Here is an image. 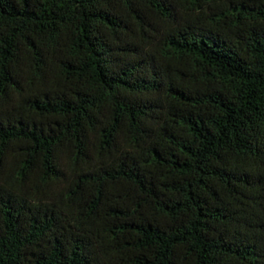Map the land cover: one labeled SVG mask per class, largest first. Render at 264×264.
<instances>
[{
	"label": "trees",
	"instance_id": "1",
	"mask_svg": "<svg viewBox=\"0 0 264 264\" xmlns=\"http://www.w3.org/2000/svg\"><path fill=\"white\" fill-rule=\"evenodd\" d=\"M0 264H264V0H0Z\"/></svg>",
	"mask_w": 264,
	"mask_h": 264
}]
</instances>
